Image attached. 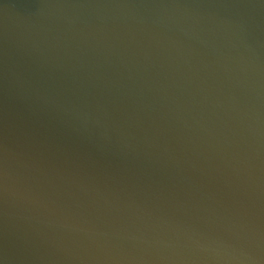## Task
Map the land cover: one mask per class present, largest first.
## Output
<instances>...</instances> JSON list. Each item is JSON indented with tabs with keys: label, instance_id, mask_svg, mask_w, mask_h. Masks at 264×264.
Returning <instances> with one entry per match:
<instances>
[{
	"label": "water",
	"instance_id": "water-1",
	"mask_svg": "<svg viewBox=\"0 0 264 264\" xmlns=\"http://www.w3.org/2000/svg\"><path fill=\"white\" fill-rule=\"evenodd\" d=\"M0 264H264V0H0Z\"/></svg>",
	"mask_w": 264,
	"mask_h": 264
}]
</instances>
